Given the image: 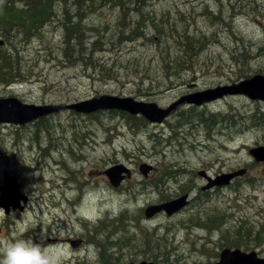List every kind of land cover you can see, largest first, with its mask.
<instances>
[{
	"label": "rangeland",
	"instance_id": "374dc122",
	"mask_svg": "<svg viewBox=\"0 0 264 264\" xmlns=\"http://www.w3.org/2000/svg\"><path fill=\"white\" fill-rule=\"evenodd\" d=\"M48 9L60 11L58 17L55 16L57 20L65 19L64 13L68 11L63 1L48 3ZM144 10L154 14L180 10L195 16L182 23L198 28V35L204 36L208 42L191 64L186 65L185 72L177 74L164 70L162 60L171 55L160 49L176 46L173 39H164L166 33L158 35L159 42L156 41L157 36L155 40H149L152 32L145 26L144 38L124 41L123 37L120 40L119 32L129 30L121 18V8L104 6L99 10L89 9L85 21V25L97 28L95 30L106 31L100 37L101 49L89 52L88 56L93 57L94 63L89 58L87 61L79 59L87 52L83 45L78 47L83 48L81 52L77 48L72 52L65 48V28L44 26L41 29L36 26L35 37L27 38V47L21 49L17 46L20 35L12 39L16 51L26 58L23 68L30 70L29 77L20 80L23 84L14 88L0 86V97L13 95L35 104H65L110 93L155 101L163 106L189 91L245 78L240 72L242 68L249 69L251 75L264 74V52L260 54L259 50L264 48V0H151ZM99 19L106 20L101 22ZM178 23H181L180 16L175 14L169 23H161V27L168 30ZM93 30H87L84 38L96 37ZM131 36L132 39L137 38ZM99 57L104 67H95L100 62ZM237 57L242 61H237ZM144 70L149 77L142 80L139 71ZM167 75L171 77L167 79ZM146 92L150 94L145 95ZM191 107H178L163 121L165 126H159L155 132L149 130L140 134L133 133L125 125H116L119 124L117 119H101L102 122L92 128L82 118L85 115L72 114L71 110L60 111L50 118V123L57 122V126L51 124L47 130H38V133L34 130L38 120L23 126L0 125V186L7 174H14L19 177L25 193L32 195L27 209L10 214L0 211V240H8L19 230L27 229L26 236L41 242L44 224L49 233L45 243H60L70 249L67 264H89L86 259L89 246L97 257L95 264H105L109 252L120 256L119 263L128 262L129 259L123 257V248L116 252L115 247L104 241L107 230L112 227L106 222L118 218L122 212L127 216L125 221L134 222L135 216H142L141 207L158 201L162 194L180 193L185 182L186 187L192 189V196L196 197L199 187L205 183L200 170L222 173L248 165L249 177L237 179L227 189L207 193L208 203L200 209L201 214L182 213L172 218L159 215L146 220V224L151 228L163 226L160 234H166L173 228L168 233L172 241L169 252L172 261L179 258V262L186 264H201L217 258L214 254L224 247L220 240L228 237L225 228L210 231L199 224L215 227L218 220L229 229L230 239L240 225H249L253 235L242 240L240 246L248 248L246 250L259 248L260 255L264 256V163L252 162L249 153V148L264 144V117L252 114L260 112L263 106L242 96L230 97L206 107L202 120L195 116L198 112L186 111ZM231 111H241L244 116L238 125L224 131L221 124L210 119L212 113L220 116ZM195 123L197 126L193 125ZM147 125L155 126L156 122H148ZM119 161L131 166L133 173L117 189L109 184L104 169ZM144 162L155 163L161 173L173 170V178L180 182H171V187L164 188L169 180L164 177L154 185L158 192L138 193L137 189L145 178L139 168ZM160 172L153 173V176ZM251 178H255L253 183ZM100 186L122 197L123 202L133 208L131 211L125 208L126 211L117 216L105 213L104 221L98 222L109 224L108 228L101 230L97 227L89 231L97 224L92 226L79 218L76 208L85 190ZM73 192L78 195L70 199L68 193ZM197 203L202 202L197 199ZM209 210H217L218 217H209L206 214ZM33 220L42 224L32 229ZM257 232L259 236L254 240ZM117 238L120 239L118 233L113 240ZM73 239H82L83 243L73 247L70 243ZM96 241H103L104 255ZM167 250L158 253L164 256Z\"/></svg>",
	"mask_w": 264,
	"mask_h": 264
},
{
	"label": "trees",
	"instance_id": "16d2710c",
	"mask_svg": "<svg viewBox=\"0 0 264 264\" xmlns=\"http://www.w3.org/2000/svg\"><path fill=\"white\" fill-rule=\"evenodd\" d=\"M1 1V0H0ZM17 1V0H15ZM20 1H32V0H20ZM46 1V4H33L31 6V3H23L22 5L20 4H0V10L2 13L0 15L4 16L5 19L8 21H12L16 25H23L26 24L27 22L24 19H28L30 21L36 20L37 23H41V20L39 19L41 16L45 15L46 17L52 12V9H49L48 11V3L50 0H44ZM63 2H66V7L68 11L64 13L65 19L60 20V23L62 26L65 28V44L66 47L72 52V50L78 49L79 52L83 51V48H78L83 45V47H86L87 52L83 53L81 56H79V59L82 58L83 60H89L94 63V59L89 55L90 51L95 52L96 49H101V44L99 43L100 37L104 35L105 30L103 32H100V30H95V28L90 27L85 25V21H82V8H90V9H101L104 6H117L121 8V18L125 21V23L128 25L129 30H124L123 33H127V35L124 37V41H134L139 38H144V30L145 26H147L149 29H151V36L149 37V40H155L159 42L158 35H161L160 33H166L164 34V39L166 38H171L175 41L176 46L174 47H164L160 49V51H165L166 54L168 53L171 55L170 57L166 58V60H162L164 63V70L168 72L170 71H175L177 74L182 73L183 71L187 70L186 65H190L191 61L193 58L197 56L198 53L202 49L205 48V40L204 36L198 35V31H191L190 29L186 28L184 26V23H182L183 20L186 18L190 17H195L191 12L184 13L176 10L174 11L175 13H172V11L168 12H163L162 14H154L153 12L150 13V11H145V6H147L148 0H62ZM215 1H221V0H215ZM78 2V3H77ZM11 7V8H9ZM37 8L36 11H31V10H26V9H31V8ZM15 8L19 9H25L24 11H17ZM71 10V11H70ZM53 14V13H52ZM178 14L180 16V22L178 24H171L174 27H171L168 30H163L161 27V23H169V21L172 20V16ZM36 17V19H35ZM213 17V15H212ZM214 18H216L214 16ZM23 19V20H22ZM101 22L105 21V19H99ZM4 23V22H3ZM170 25V26H171ZM182 25V27L178 26ZM83 27H88V29H94L93 31L95 32L96 37L87 40L85 39V33L83 32ZM8 27L4 28V30H0L1 35L5 36H10L9 30H7ZM108 28V26H106ZM130 32V34H128ZM132 35L136 36V39H132ZM129 36V37H128ZM120 40L122 38H119ZM204 41V42H203ZM106 42V41H105ZM159 44H156L155 46L158 47ZM175 49V50H172ZM259 50H261L260 54L264 52V48L260 47ZM67 55H72L71 53H67ZM164 55L161 54V58H163ZM174 56V57H173ZM237 61H242L240 57L236 58ZM99 64H95V67H104L103 62L100 60L99 57ZM142 63V61H139ZM137 62V63H139ZM244 63V61H243ZM182 64V65H181ZM179 65V66H178ZM149 69V68H148ZM17 70L20 73V76L22 77L20 79L25 78L26 73L25 69L19 70L16 64V61L14 59V56H12L11 53L4 52L3 49L0 50V80H5L6 82L3 83H8V81H12V78L15 76L17 73ZM141 73V76L139 77L140 79H146L149 76L147 75V70L144 71H139ZM241 74L243 77H248L251 75L250 70L247 68H242L240 69ZM110 74V71H108ZM171 77L167 75V79ZM150 94V92H146L145 95ZM102 113V112H100ZM100 113L89 115L86 118V124L90 127H93L95 125L96 120H100V117L98 116ZM110 115L113 114H119L129 125H133L136 121H145L144 118L141 116H135V115H130L126 112L123 111H117V110H110L108 112ZM231 113L228 115L231 117ZM237 121L243 116V113L240 111L237 112L236 114ZM233 118V117H232ZM239 118V119H238ZM47 120L46 119H41L36 123V128L34 129L36 133L39 130H44L48 129L49 127L46 126ZM48 124V123H47ZM142 126H144V123H141ZM165 195L162 194L161 198L164 199ZM212 211V210H210ZM218 213L216 210H213V212H208V216L210 215H215L218 217L216 213ZM127 216L122 214L118 218H111L110 223L111 225H116L115 227H109V230H107V235L105 236L106 240L114 239L116 236V233L119 234L120 239L117 238L118 240L114 241L115 246L117 250L119 251V248L125 249V247H128L129 245L131 248L135 245H141L142 249L144 252L147 250H154L153 244L151 243V239L147 234L149 233L148 230L142 229L141 235H142V241L140 242L139 239H137L134 236V233L131 232L130 228H128L125 225V218ZM99 221L103 222V219H100ZM118 224L125 225L126 228L123 229H118ZM109 234V235H108ZM160 238H158V241L160 242ZM110 244H113L112 241L110 240ZM168 248L166 244H164ZM161 249V244L160 247L158 248L157 251L160 252ZM142 250V251H143ZM154 257H157V255H153ZM152 257V256H151Z\"/></svg>",
	"mask_w": 264,
	"mask_h": 264
},
{
	"label": "water",
	"instance_id": "95a60500",
	"mask_svg": "<svg viewBox=\"0 0 264 264\" xmlns=\"http://www.w3.org/2000/svg\"><path fill=\"white\" fill-rule=\"evenodd\" d=\"M2 42L3 41L0 40V43ZM228 94H244L249 96L251 99L264 100V75L256 74L238 83L218 86L213 89L186 95L167 108H161L155 102H146L142 100H136L130 96H118L111 94H103L100 97H94L69 106L83 112H91L103 108H117L128 111L132 114H142L150 121H162L170 113V111L181 102L203 104L206 101H211ZM61 107L62 106L58 105H36L32 103H24L17 97L1 98L0 123L13 122L17 124H24L50 112L57 111ZM251 153L256 157V159L264 160V146H259L251 149ZM141 169L147 175L149 170L151 169V166L143 164L141 166ZM128 171L129 170L125 167L124 164H116L108 168L105 173L109 176L111 182L117 186L125 177L123 175V172ZM244 172L245 169L221 175L216 179H210V182L206 187H209L213 184L222 185L229 183L231 178L238 174H243ZM17 183V177L9 176L5 181L6 186L2 187V193L0 194V207H5L6 211H9L11 206H13L14 208H22V206L20 205V201L21 199L26 200V197L20 192ZM186 204H188L187 194L165 203L155 204L148 207L147 215L151 216L162 210H165L169 215H172L176 211L182 209ZM72 243L74 245L76 244L75 242ZM229 252L230 250L227 249L222 253V261L218 264H231V256L235 254L236 258L239 257L238 264H242L243 262L246 263L244 261L245 259H242L245 254L241 253L240 250H236L232 254H230ZM252 263L264 264V261L261 262L253 260ZM140 264L148 263L146 261H143Z\"/></svg>",
	"mask_w": 264,
	"mask_h": 264
},
{
	"label": "clouds",
	"instance_id": "9594fccd",
	"mask_svg": "<svg viewBox=\"0 0 264 264\" xmlns=\"http://www.w3.org/2000/svg\"><path fill=\"white\" fill-rule=\"evenodd\" d=\"M77 193H68L71 199ZM127 208L133 206L123 202L122 197L107 192L103 186L85 190L76 214L79 218L95 224L103 218L105 213L117 216ZM42 223L37 220L31 222L32 229H36ZM41 242L34 241L25 235L27 229L19 230L8 240H0V264H67L70 249L60 243H45L49 238L47 226L42 224ZM89 264H95L97 259L94 249L89 246L86 252Z\"/></svg>",
	"mask_w": 264,
	"mask_h": 264
},
{
	"label": "flooded vegetation",
	"instance_id": "af4514ba",
	"mask_svg": "<svg viewBox=\"0 0 264 264\" xmlns=\"http://www.w3.org/2000/svg\"><path fill=\"white\" fill-rule=\"evenodd\" d=\"M209 138H211V137H209ZM212 139V138H211ZM154 169H156V166H154ZM134 253L135 254H139V257H140V253H141V247H140V245H137L136 247H135V249H134ZM125 256V253L123 254V257Z\"/></svg>",
	"mask_w": 264,
	"mask_h": 264
},
{
	"label": "bare ground",
	"instance_id": "6f19581e",
	"mask_svg": "<svg viewBox=\"0 0 264 264\" xmlns=\"http://www.w3.org/2000/svg\"><path fill=\"white\" fill-rule=\"evenodd\" d=\"M47 3H50V2H47ZM77 3H78V2H77ZM262 117H264L263 114H262ZM165 119H167V118H165ZM165 119H163L162 122L165 121ZM96 121H97V120H96ZM27 139H28V138H27ZM37 157H38V156H37ZM27 167H28V166H27ZM24 169H26V168H24ZM25 171H26V170H25ZM217 225H218V224H217Z\"/></svg>",
	"mask_w": 264,
	"mask_h": 264
}]
</instances>
